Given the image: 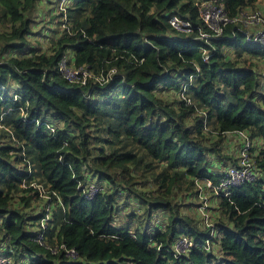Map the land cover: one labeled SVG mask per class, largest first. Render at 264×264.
Returning <instances> with one entry per match:
<instances>
[{
    "label": "trees",
    "instance_id": "16d2710c",
    "mask_svg": "<svg viewBox=\"0 0 264 264\" xmlns=\"http://www.w3.org/2000/svg\"><path fill=\"white\" fill-rule=\"evenodd\" d=\"M258 2L58 0L44 49L43 0H0V262L264 264V47L242 22L214 35L201 12ZM64 58L104 81H69ZM237 132L255 178L216 196L206 184L240 168ZM203 192L211 227L185 203Z\"/></svg>",
    "mask_w": 264,
    "mask_h": 264
},
{
    "label": "built area",
    "instance_id": "2783aa9c",
    "mask_svg": "<svg viewBox=\"0 0 264 264\" xmlns=\"http://www.w3.org/2000/svg\"><path fill=\"white\" fill-rule=\"evenodd\" d=\"M201 12L202 19L214 35H220L223 32V28L230 23L242 22L245 25L246 29L254 31L251 34L247 31L246 35L249 38L253 39L255 43H258L264 47V16L260 12L248 13L247 15H245L246 13H244L242 14L243 16L241 15L240 17H238V19L236 18L233 20H230L226 16L222 8L207 5V7L201 10ZM170 23L172 27L178 31L191 32L192 25L188 20H183L177 16H173L170 19ZM201 37L202 39H205L207 41L210 39L209 35L207 34H201ZM204 58L206 61L209 60L210 56L207 52H205ZM60 71L66 79L81 85H86L88 81L93 78H95L96 82H99L101 84L104 81L103 76H92L89 70H87L85 67H69V65H67L66 58H64V60L60 63ZM187 101L188 103H190V100ZM205 131H209L207 124H205ZM237 135L244 139L245 144H247L246 148L242 150L243 157H241L240 160V168H229V170L227 171V178H225L217 187H214L211 182H208L206 184V187L208 189H212L216 196H219L220 194L224 193V195L228 197L230 195V187H240L242 184L250 182L255 178V175L252 173V167L249 163L248 158L250 142L247 137V134L245 132H237ZM201 188H203V186H201ZM203 195L201 196V198H203ZM207 208V205H201L198 208V212L202 216L204 224L207 225V227H211V220L210 217L207 215L208 211H206ZM40 241H42V237L40 238ZM180 242H182V245L187 247L186 249H184V251L190 248L191 246L190 241L184 238L183 240H180L177 243L176 248L179 251L182 250L179 249ZM0 264H6V261H1Z\"/></svg>",
    "mask_w": 264,
    "mask_h": 264
},
{
    "label": "rangeland",
    "instance_id": "374dc122",
    "mask_svg": "<svg viewBox=\"0 0 264 264\" xmlns=\"http://www.w3.org/2000/svg\"><path fill=\"white\" fill-rule=\"evenodd\" d=\"M58 2V0H49L46 2V0H43V3L39 5L38 10L34 13L33 20L36 22L37 21V27L35 29V35L33 36V42L34 45H37L39 43L44 49L48 48L51 49V42L54 38V32H51L50 36L47 35L45 36L50 29H55V31H58L59 29H62L61 26L58 24V18H56L55 14L52 13L54 10V5ZM254 12H260L264 16V0H259L258 5L255 7L253 10ZM248 12L245 14L247 15ZM55 20V21H54ZM7 28L1 27L0 26V31H5ZM250 34L253 33V30L246 29ZM260 70L264 71V65L260 64ZM264 93V84L261 89L260 97L263 96ZM235 140L231 139V142L228 143L229 147V152L232 153V155H236L237 157H243L242 151H239L241 149H238L237 144L240 143V140L237 139L238 142L234 143ZM238 151V155H237ZM96 193V190H92V194L94 195ZM189 195V193L187 194ZM212 199H214L213 194L211 192H204L203 198H200L197 200V198L193 197L191 200H186L185 203H192L196 208H199L201 205H207L210 206V209H213L216 207V203L211 202ZM182 203V202H181ZM184 203V202H183ZM189 213V211L187 212ZM207 215L210 217L211 214L207 212ZM126 215L123 213V216L120 217V221L128 226V223L126 221ZM198 218H201V216L198 214ZM139 220H137L135 223L133 222L131 224L132 228H136L138 225ZM159 225V222H158ZM157 230V229H156ZM187 247L182 245V242L179 243V249H182L181 251H184ZM20 264H26L20 263Z\"/></svg>",
    "mask_w": 264,
    "mask_h": 264
},
{
    "label": "clouds",
    "instance_id": "9594fccd",
    "mask_svg": "<svg viewBox=\"0 0 264 264\" xmlns=\"http://www.w3.org/2000/svg\"><path fill=\"white\" fill-rule=\"evenodd\" d=\"M198 214H199V212H198ZM200 215V214H199ZM201 216V215H200ZM198 218V217H197ZM201 218H202V216H201ZM199 219V218H198Z\"/></svg>",
    "mask_w": 264,
    "mask_h": 264
}]
</instances>
